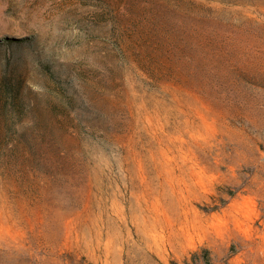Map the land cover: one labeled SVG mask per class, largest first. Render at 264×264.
<instances>
[{
	"label": "rangeland",
	"instance_id": "obj_1",
	"mask_svg": "<svg viewBox=\"0 0 264 264\" xmlns=\"http://www.w3.org/2000/svg\"><path fill=\"white\" fill-rule=\"evenodd\" d=\"M191 1L0 0V264H264V0Z\"/></svg>",
	"mask_w": 264,
	"mask_h": 264
},
{
	"label": "trees",
	"instance_id": "obj_2",
	"mask_svg": "<svg viewBox=\"0 0 264 264\" xmlns=\"http://www.w3.org/2000/svg\"><path fill=\"white\" fill-rule=\"evenodd\" d=\"M181 1L182 3L174 9V11H176L179 15H181L184 10L182 4H185V2H192L191 4L196 6V8L201 7L198 6V3L195 1ZM166 10L168 11L169 7H167ZM152 39L156 40L155 42L157 45H162L166 36L163 34V38L161 39L157 33L152 36ZM152 58H154V56ZM156 62L158 63V66H161L162 61L160 58H158ZM24 83L25 81L23 75H21L16 68L6 69L0 80V142H2L7 149H12L16 144V146H19L21 150H26L28 152L20 136L12 139L9 137L11 134H20L21 129L23 130L24 124H26L27 121L35 122L37 119V117H9V114L23 115L25 113ZM45 131L47 130L45 129ZM13 151L14 150L10 152L7 151V154Z\"/></svg>",
	"mask_w": 264,
	"mask_h": 264
}]
</instances>
